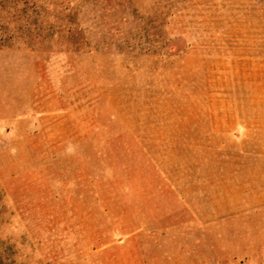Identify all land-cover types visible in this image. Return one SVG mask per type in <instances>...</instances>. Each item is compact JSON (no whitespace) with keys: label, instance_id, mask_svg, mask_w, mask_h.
Wrapping results in <instances>:
<instances>
[{"label":"rangeland","instance_id":"1","mask_svg":"<svg viewBox=\"0 0 264 264\" xmlns=\"http://www.w3.org/2000/svg\"><path fill=\"white\" fill-rule=\"evenodd\" d=\"M0 264H264V0H0Z\"/></svg>","mask_w":264,"mask_h":264}]
</instances>
